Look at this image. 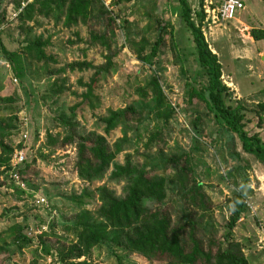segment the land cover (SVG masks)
<instances>
[{
	"label": "rangeland",
	"instance_id": "obj_1",
	"mask_svg": "<svg viewBox=\"0 0 264 264\" xmlns=\"http://www.w3.org/2000/svg\"><path fill=\"white\" fill-rule=\"evenodd\" d=\"M17 1L0 0V44L7 52L20 56L24 78L15 77L11 64L6 69L0 63V100L4 103L11 99L14 104L13 113L9 114V110L4 115L16 118L13 125L16 123L17 130L5 143L14 150H23L24 169L30 166L24 174L25 191L33 197L11 189L5 192L0 178V264H161L129 256L108 241L79 260L63 261V257L68 244L76 241L68 228L81 212L94 213L100 206L97 188L105 187L116 198L124 197L125 183L112 181L110 176L115 165H124L126 155L141 171L183 153L190 157L195 177L211 202L212 211L206 212L205 223L216 222L223 227L230 217L233 193L241 189L247 192L248 211L232 231V241L240 246L250 264H264V253L258 248L260 225L264 224V167L254 156L245 154L236 135L216 123L204 103L191 94V89L204 90L207 77L192 54L194 43L180 22L178 0L121 4L117 0H99L86 20L70 27L58 11L49 15H45L46 11L35 13L32 21L22 25L16 19ZM224 1L188 0V4L193 21L200 26L220 64L221 81L230 95L225 97L226 104L238 107L245 117L247 134L257 135L264 142V112L259 113L264 103V37L255 41L251 36L253 31L264 36V0H239L245 9L234 19L213 21L212 14L206 12L220 9ZM201 13L204 19L200 23ZM163 26L166 31L161 29ZM97 36L104 38V44L94 40ZM159 37L160 47L156 46ZM36 43L48 58L45 63L36 61L37 49L29 52L21 46ZM155 47L157 55L153 57ZM144 57L149 63H142ZM83 61L106 68L85 102L81 95L86 89L80 82L89 83L94 71L71 72L67 68ZM153 77L162 92L160 111L147 89ZM4 104L9 105L6 101ZM76 105L75 118L71 119L70 108ZM128 107L143 112L141 119L129 116L130 122L105 136L103 121ZM62 115L78 135L105 137L112 148L117 141H123V151L101 181L87 183L78 178L76 144L61 147L69 130L62 125ZM23 119L28 122L27 139L21 141L17 131H24ZM51 138L58 140L54 147L49 144ZM149 141L152 147L147 150ZM23 167L24 164L20 169ZM174 173L175 169L169 167L164 174L171 213L178 224L182 218L179 189L169 182ZM38 198H43L47 207H37L34 202ZM200 216L199 212L197 218ZM15 224L22 225L32 240L17 252L14 238L4 236Z\"/></svg>",
	"mask_w": 264,
	"mask_h": 264
},
{
	"label": "trees",
	"instance_id": "obj_2",
	"mask_svg": "<svg viewBox=\"0 0 264 264\" xmlns=\"http://www.w3.org/2000/svg\"><path fill=\"white\" fill-rule=\"evenodd\" d=\"M29 1L18 0L16 4V19L22 25L32 21L35 13L43 14V11H46L45 15H49L50 12L58 11L65 17L67 27H70L77 24L79 20H86L94 4L99 3V0ZM131 1L133 0H117V3H130ZM24 3L25 7L22 8ZM178 3L180 22L189 30L194 43L192 54L195 56L199 70L207 77L204 90L191 89V94L204 103L216 123L236 135L241 150L247 155L254 156L264 167V142L257 135H248L245 131L247 124L244 121V115L239 113L238 107L233 109L226 104L225 97H230V95L221 81V67L218 59L209 49L200 26L193 21L188 0H178ZM198 16L201 23L204 15L201 13ZM165 28V26L161 27L166 31ZM251 36L255 41L262 40L264 37L262 32L257 31H253ZM94 40H101L104 44V38L101 36L94 37ZM160 43L161 38L159 37L156 46L160 47ZM21 46L23 50L29 52L32 48L37 49V56H35L37 62L45 63L48 60L40 50V43L26 44V46L22 44ZM157 49L155 47L152 50L153 57L157 55ZM141 61L149 63L147 57L141 58ZM3 62L11 64L15 77L24 78V66L20 56L7 52L0 44L1 65ZM67 68L71 72L94 71L89 83L80 82V86L86 89L85 94L81 95L83 102L90 96L100 75L106 70L105 67H95L86 61L72 63ZM147 89L157 102L156 109L160 111L163 97L154 77ZM57 91L60 90L57 89ZM5 101L9 105H5ZM5 101L1 103L0 100V178L5 183L3 185L5 192L11 189L12 192L27 193L33 197L30 191L19 190L10 180V160L14 147L5 141L13 136L12 131L17 130V126L16 123L13 125L16 118L9 117V114L13 113L12 105L14 104H11V99ZM77 108V105L70 108L71 119L75 118ZM9 110L8 116L4 115ZM261 112H264V103L259 106V113ZM135 115L141 119L143 112H136L128 107L121 113L111 115L109 119L103 121L105 136H108L118 126L130 122L129 116ZM197 121L198 119L194 122L195 126L198 124ZM61 122L64 128L69 129L61 147L76 144L78 178L87 183L101 181L116 156L123 151V141H117L112 148L105 137L95 134L78 135L66 115L61 116ZM21 132L22 128H19L17 131L19 137ZM57 143V139H49V144L53 147ZM151 147L152 141H149L145 149L149 150ZM25 164L26 161L19 173L23 182H25L24 174L30 167L26 166L24 169ZM169 167L175 169L169 182L170 184L174 182L175 188L179 189L178 197L181 205L178 207L182 218L177 221L178 224L174 223L171 213L172 205L166 189L167 176L164 173ZM110 178L112 181L125 183L124 197L116 198L105 187L96 189L100 206L94 213L81 212L76 217V222L68 228L69 231L74 232L76 241L68 244V251L63 261H75L87 257L95 247L108 241L124 249L129 256L138 255L153 263L250 264L240 246L232 241V231L248 211L247 192L241 189L233 193L228 208L230 217L223 227L216 225V222L205 223L206 212L212 211L211 202L204 194L202 184L197 181L193 164L186 153L164 159L161 164H152L146 170L141 171L132 166L131 156L126 155L124 165H115ZM199 212L201 216L197 218ZM23 230L22 225L15 224L9 227L4 234L5 238H14L16 252L24 250L32 242ZM223 231L226 232L223 233ZM225 243H228L226 249L224 248Z\"/></svg>",
	"mask_w": 264,
	"mask_h": 264
},
{
	"label": "built area",
	"instance_id": "obj_3",
	"mask_svg": "<svg viewBox=\"0 0 264 264\" xmlns=\"http://www.w3.org/2000/svg\"><path fill=\"white\" fill-rule=\"evenodd\" d=\"M244 9L245 7L243 3L239 0H225L222 6L220 7V9L218 10L213 9L210 12L208 10L206 13L212 14L213 21H217V22L218 21H230L234 19V17L236 16V13H240ZM2 64L6 67V69H10V66L8 63L3 62ZM13 82L17 83V80L13 79ZM22 124L24 126L23 127L24 131H22L20 134L21 141L27 139V132L25 131V129L28 126L27 120L23 119ZM25 159H26V156L23 153V150L15 149L13 151V154L10 160V166H11L10 180L16 187H18L20 190H23V191L26 190V184L21 179L19 173H20V167L25 163ZM34 204L37 207H43V208L47 207V202L43 198L35 199ZM42 231H46V229L42 228ZM41 233L42 232H38V234H41ZM258 248L264 253V225L260 226Z\"/></svg>",
	"mask_w": 264,
	"mask_h": 264
}]
</instances>
